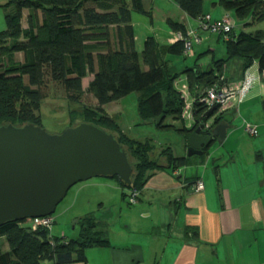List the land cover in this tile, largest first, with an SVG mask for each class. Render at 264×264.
<instances>
[{"label": "trees", "instance_id": "16d2710c", "mask_svg": "<svg viewBox=\"0 0 264 264\" xmlns=\"http://www.w3.org/2000/svg\"><path fill=\"white\" fill-rule=\"evenodd\" d=\"M205 1L174 0V3L189 18L197 20L203 16ZM8 4L12 10L4 18L6 30L0 32V126L42 127L37 111L45 80L61 87L69 102L80 104L84 93L82 80L92 76L86 92L96 105L93 110L82 107L80 115L84 123L112 134L125 150L134 173L131 186L125 187L115 177L110 179L127 190L125 198L131 191L139 193L148 173L162 167L150 159L152 147L125 137L103 107L130 94H140L139 119L142 122L159 120L157 127L162 128L166 116L180 119L182 100L173 89L174 80L184 75L192 93L196 91L194 95L198 96L218 82L222 61L213 64L214 70L208 65L204 69L174 73L163 62V47L152 36L144 39L138 54L131 16L147 15L141 0H8ZM218 4L226 12L233 11L238 19L248 13L253 19L264 16V0H218ZM24 12H27L25 29L22 28ZM167 26L186 37L181 24L167 20ZM234 28L229 41L224 42L226 61L240 59L244 70L256 62L263 74L264 33L235 32ZM183 49L179 41L164 51L178 56ZM17 54L22 55L21 63L14 62ZM193 114L192 128L180 130L187 136L198 123L206 121L203 106L196 104ZM223 115L215 117L214 125L221 122ZM159 157L172 169L185 165V159L174 158L169 148ZM131 159L137 160V164L133 165ZM25 221L8 222L0 227V240L8 247L3 252L0 241V264L84 262V250L103 243L96 232L97 225L88 216L78 222L79 239L68 241L51 237L50 231L44 228L26 226Z\"/></svg>", "mask_w": 264, "mask_h": 264}, {"label": "crops", "instance_id": "0c3cea01", "mask_svg": "<svg viewBox=\"0 0 264 264\" xmlns=\"http://www.w3.org/2000/svg\"><path fill=\"white\" fill-rule=\"evenodd\" d=\"M141 3L147 14L143 16L153 21L159 14L165 23L160 34L148 29L146 38L154 37L163 47V62L170 70L181 74L208 65L215 69L213 57L208 63L199 62V57L204 56L199 46L202 47V41L208 39L210 33L200 31L197 20L184 14L174 0H141ZM202 14L212 20L230 18L218 0L205 1ZM132 20L133 14L131 25L137 39ZM167 20L181 24L185 36L198 35L199 43L192 46L191 55L177 56L164 51L176 43L178 34L168 28ZM239 25L238 30L234 26V31L245 32ZM216 41L224 44L218 36ZM206 51L212 53V50ZM188 57L192 58L187 60L189 63L185 61ZM219 74L232 87L244 78L250 81L240 103L232 101L231 109L223 115L220 123L228 126L224 139L219 143L214 140L203 155L187 158L189 135L180 132L179 155H175L173 149L170 151L174 158L185 159V165L172 169L163 159L162 169L148 173L133 205L128 204L126 194L118 186L110 204L99 195L93 208L88 191L93 187L104 190L105 184L80 185L77 195L84 194V199H76L54 217L50 235L65 241L77 240L80 237L78 222L88 216L97 225L96 232L103 243L86 248L84 262L70 264H264V73L258 71L256 62L244 70L242 60L235 58L222 61ZM91 80L92 76L82 80L83 91ZM211 124L213 128L214 122ZM244 124L255 127L257 136L247 135ZM185 126L190 130L193 124ZM198 180L202 181L203 190L195 193L193 187ZM68 214L67 221H63L62 217Z\"/></svg>", "mask_w": 264, "mask_h": 264}, {"label": "water", "instance_id": "95a60500", "mask_svg": "<svg viewBox=\"0 0 264 264\" xmlns=\"http://www.w3.org/2000/svg\"><path fill=\"white\" fill-rule=\"evenodd\" d=\"M214 109L207 111L210 119ZM203 124L187 138V158L201 156L227 125L204 132ZM134 176L125 150L105 130L80 123L57 134L25 124L0 126V227L8 222L52 216L70 188L94 178H117L130 187Z\"/></svg>", "mask_w": 264, "mask_h": 264}, {"label": "rangeland", "instance_id": "374dc122", "mask_svg": "<svg viewBox=\"0 0 264 264\" xmlns=\"http://www.w3.org/2000/svg\"><path fill=\"white\" fill-rule=\"evenodd\" d=\"M8 0H0V32H3L6 30L5 25V15L12 10L10 6H8ZM222 9V8H221ZM223 10V9H222ZM229 16L231 20L234 21V26H238L240 23L241 27L245 30V33H254V32H263L264 33V16L262 17H252L251 13H248L246 17L243 19H238L233 11H228ZM26 16L27 12H24L23 19H22V26L26 28ZM133 23L135 25V49L138 54L142 51V45L143 41L146 38V34L148 29H154L155 34H160L159 30H163V27L165 23H162L160 20V15L156 14L153 21L150 20L149 17L133 14ZM190 23H192L195 27V24L192 20H189ZM197 25V24H196ZM239 25V26H240ZM240 28V27H239ZM237 27V30L239 29ZM236 30V31H237ZM242 31V29H241ZM149 32V31H148ZM202 33V32H201ZM209 34V32H206ZM217 35L215 34H209V38L204 39L202 41V44L199 49L201 52V48H203L204 53H200L201 56L204 54V56L199 57V62L206 63L210 62V59L213 57L215 62L217 61H223L226 62V48L225 45L221 42L218 43L216 41ZM194 47V45H193ZM195 49V48H193ZM212 50L211 52H207L206 50ZM184 55V53H183ZM200 56V55H199ZM197 57V56H196ZM195 57V58H196ZM191 57L186 58V62L189 63L187 60L191 61ZM193 61V60H192ZM15 63H21L22 62V55H17L14 57ZM182 77L186 78L183 75L178 76L174 82H173V89L176 90V88H179L178 80L182 79ZM219 79H223L225 83H228V81L223 78L222 75L218 73ZM218 79V81H219ZM187 80V79H186ZM187 82V81H186ZM216 83V82H215ZM44 86L41 87V94L42 98L39 103V108L37 111V115L39 116L41 120V126L48 134H57L59 133L63 128L67 127V123L69 122L70 125H77L84 121L82 119L84 118L81 116L80 112L82 107H86L88 109H94L95 108V102L91 95H89L86 92V87H84V93L81 96V102L80 104L71 103L67 100L66 92L56 85L53 82H50L48 79L45 80ZM188 94L189 97L192 96V90L189 88L188 82ZM140 94L133 93L125 98L121 99L118 102L108 104L104 107L105 113L111 117L116 124L118 125L120 131L122 134L127 137L128 139L139 142V143H148L152 147V152L150 153V159L153 161H156L158 165H163V159L160 158V153L165 149H173L175 155H179V145L178 142L181 139L180 130L182 128H185V124L187 123L181 118L180 119H174L172 117L166 116L163 119L162 122V128H158L157 124L159 123V120H156L155 122H142L139 119L138 113H137V102L140 98ZM185 101L182 100V109L184 107ZM182 113V110H181ZM212 119V118H211ZM66 123V126H64ZM137 160L131 159V163L133 165L137 164ZM91 181V182H90ZM83 183H104L106 187H103V189L95 188L90 189L88 191V194L92 198V207L94 208L95 204V198H97L99 195L106 200L108 204H110L115 196H116V189H118V182L114 179L110 178H94L85 182H80L74 185L72 188L69 189L67 192L65 198L61 201V203L56 207V211L52 215L54 217H58V213L63 211L65 207H70L76 199L83 200L84 194L77 195V189L80 187V185H83ZM107 187H110L107 189ZM122 189V188H121ZM126 194L127 190H123ZM78 197V198H77ZM69 217V214L62 217L63 221H67ZM24 225L33 227V224L30 223V220H26L24 222ZM53 227V226H52ZM70 232L72 231V226H69ZM77 230V228H76ZM2 242V250L3 252L8 251V247L6 243L3 241V239L0 240ZM47 262H44L42 264H45Z\"/></svg>", "mask_w": 264, "mask_h": 264}, {"label": "built area", "instance_id": "2783aa9c", "mask_svg": "<svg viewBox=\"0 0 264 264\" xmlns=\"http://www.w3.org/2000/svg\"><path fill=\"white\" fill-rule=\"evenodd\" d=\"M199 30L203 32H209L211 34L217 35L223 42L229 41L231 31L234 27V23L228 16H224L219 20H212L209 15H203L197 19ZM198 35L193 33L187 34L184 38L180 33L176 34L175 42L183 43V53L188 56L192 53V46L194 44L199 43ZM186 78H182L178 80L179 88H176L177 93L181 100L185 101V105L182 109L181 118L187 123L194 124V110L195 105H201L204 107L205 114L207 111L214 109L210 119L205 122H200L197 125L203 124L204 132L208 131L211 127V123L214 122L215 117L222 116L227 111H229L232 107V101H236V103H240L241 96L243 93L249 88L250 81L248 78H244L237 86L232 87L229 83H225L223 79H219L218 82L210 85L204 91H202L198 96L189 97L188 94V86L186 82ZM212 118V119H211ZM211 121V123H209ZM244 132L251 136H257V130L255 127L244 124L243 125ZM203 190L202 181H196L193 192L198 193ZM139 193L136 191H131L128 193L127 201L130 205L135 204ZM30 223L33 224V228H44L48 231L51 230L54 224L53 216H48L45 218H37L30 220Z\"/></svg>", "mask_w": 264, "mask_h": 264}]
</instances>
